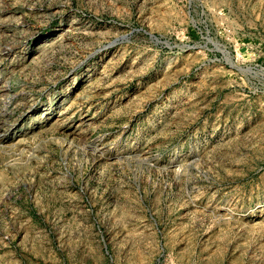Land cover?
<instances>
[{"label": "rangeland", "instance_id": "rangeland-1", "mask_svg": "<svg viewBox=\"0 0 264 264\" xmlns=\"http://www.w3.org/2000/svg\"><path fill=\"white\" fill-rule=\"evenodd\" d=\"M0 264H264V0H0Z\"/></svg>", "mask_w": 264, "mask_h": 264}]
</instances>
